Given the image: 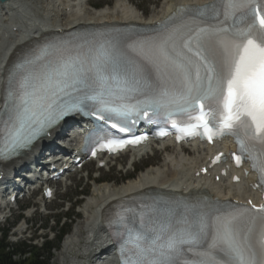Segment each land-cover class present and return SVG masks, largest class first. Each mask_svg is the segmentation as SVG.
Returning <instances> with one entry per match:
<instances>
[{
    "label": "snow or ice",
    "instance_id": "6c2138e0",
    "mask_svg": "<svg viewBox=\"0 0 264 264\" xmlns=\"http://www.w3.org/2000/svg\"><path fill=\"white\" fill-rule=\"evenodd\" d=\"M76 112L102 122L94 135L110 150L125 141L107 126L127 133L164 117L176 128L175 118L187 117L194 122L179 131L188 136H234L237 166L250 160L264 184V0L182 5L154 36L97 32L34 50L8 74L0 155ZM157 203L145 207L155 212ZM164 211L117 216L122 264H264V204Z\"/></svg>",
    "mask_w": 264,
    "mask_h": 264
},
{
    "label": "bare ground",
    "instance_id": "6f19581e",
    "mask_svg": "<svg viewBox=\"0 0 264 264\" xmlns=\"http://www.w3.org/2000/svg\"><path fill=\"white\" fill-rule=\"evenodd\" d=\"M122 0H118V3ZM207 0H164L157 8L144 17L135 8L122 4L120 13L116 7L97 8L93 11L85 9L78 0H8L0 3V74L3 63L12 49L20 42L37 37L43 32L57 31L59 28L68 30L84 24H101L104 22L151 23L161 20L171 13L177 5L202 3ZM86 3V2H85ZM6 19V20H5ZM5 20V23H1ZM165 148L168 145L163 144ZM176 148V147H175ZM207 148H194L193 151L182 147L165 157L163 162L140 174L138 178L128 181L119 187L99 186L88 198L83 209V217L68 235L57 256L59 264H90L89 256L93 257L94 249L109 244V235L100 227L101 213L123 197L139 194L146 189H172L188 191L197 185L193 173L203 164ZM193 181V182H192ZM216 194L222 187L213 182H206ZM230 187V186H229ZM230 189L225 187L224 194L229 195ZM233 196H242L232 191ZM18 229H23L20 226ZM108 242V243H107ZM107 243V244H106ZM84 256V257H83Z\"/></svg>",
    "mask_w": 264,
    "mask_h": 264
},
{
    "label": "rangeland",
    "instance_id": "374dc122",
    "mask_svg": "<svg viewBox=\"0 0 264 264\" xmlns=\"http://www.w3.org/2000/svg\"><path fill=\"white\" fill-rule=\"evenodd\" d=\"M163 1L164 0H122L121 2L119 1L120 3H118V0H90L89 4L86 6L85 9L88 11H93V9H92L93 6L101 7V8H105V7L106 8L112 7L113 8L118 3L117 4L118 7H116V10L119 13H120V9L123 7L122 4H125L127 6H131V7L135 8V10L138 11L141 15H143L144 17H147L152 12V9L157 8ZM172 151H175V150L174 149H168V151H166V152L155 153L153 156L149 155L147 157H144L139 163H137V165H139V166L148 165L151 169L154 166L160 165L163 162V160L165 159V157L168 156V154L173 153ZM119 161L121 163L117 162L113 167H108L106 169L100 170L99 172H97V171L94 172L93 176H102V178H104V179L110 178V180H108V182H109L108 184H94V183L89 182L88 175L92 169L90 167V168L84 169L81 174L76 175L73 180H70V181L66 182L64 185L59 186V196L55 201H53L50 204V210H52V209L55 210L56 208H58V212H61L63 210L62 211L63 213L66 211L67 206L69 205V203L67 202L68 198H74L76 195L75 193L80 190L78 188V186H84V188L88 189L87 199H86V197L84 199H82L81 200L82 202H81L79 208L77 207V209H76V212L79 213V211H81V213H79V216L76 218V221L72 225V227L70 228L69 232L73 231L72 229L75 228V224L77 225L78 222L82 219V217H83L82 209H84L83 207H85L88 198L91 197L93 191L96 188H98L99 186L100 187L103 186V190H104L106 185H108L109 187H112V186L119 187L121 185H125L129 181V180H125L126 176H131V177L134 176L135 178H138L140 176L141 173H134L133 174L134 171L132 169H130V170L127 169V168H129V165H127L128 161H129V157H123ZM149 167H147V168H149ZM147 170L148 169H145L144 171H147ZM90 176H91V174H90ZM93 176H91V177L94 178ZM70 183L72 185L70 187L67 186ZM62 205H63V208L60 209L62 207ZM33 223L34 224H30V225H33V226L36 225V227L40 226L41 224H46L45 226H47V229L43 233L48 232V230L50 228L54 229L53 228L54 221L48 222V217L46 216V214L36 215ZM19 230H22V229H19ZM41 233L42 232L39 231L37 234H41ZM29 235H30L29 233L26 234V236H29ZM65 238L66 237H64L62 243L59 245V248L54 251L53 258L49 261V264H59V261L57 260V256L62 249V245H63ZM37 242H38V244L41 243L42 239L39 238L37 240Z\"/></svg>",
    "mask_w": 264,
    "mask_h": 264
},
{
    "label": "trees",
    "instance_id": "16d2710c",
    "mask_svg": "<svg viewBox=\"0 0 264 264\" xmlns=\"http://www.w3.org/2000/svg\"><path fill=\"white\" fill-rule=\"evenodd\" d=\"M53 245L48 246V255L44 256L39 251L33 249L30 250L27 245L16 246L12 250H7L5 245H0V264H48L49 254ZM26 253H30L29 257L25 256ZM19 254V258L15 256Z\"/></svg>",
    "mask_w": 264,
    "mask_h": 264
},
{
    "label": "water",
    "instance_id": "95a60500",
    "mask_svg": "<svg viewBox=\"0 0 264 264\" xmlns=\"http://www.w3.org/2000/svg\"><path fill=\"white\" fill-rule=\"evenodd\" d=\"M0 1L5 2V1H8V0H0Z\"/></svg>",
    "mask_w": 264,
    "mask_h": 264
}]
</instances>
